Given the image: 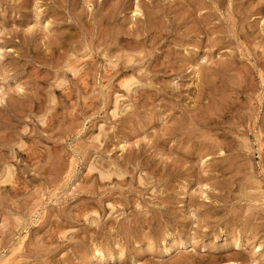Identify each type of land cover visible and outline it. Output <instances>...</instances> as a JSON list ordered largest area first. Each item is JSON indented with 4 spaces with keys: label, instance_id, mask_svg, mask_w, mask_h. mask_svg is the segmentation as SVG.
Instances as JSON below:
<instances>
[{
    "label": "rangeland",
    "instance_id": "1",
    "mask_svg": "<svg viewBox=\"0 0 264 264\" xmlns=\"http://www.w3.org/2000/svg\"><path fill=\"white\" fill-rule=\"evenodd\" d=\"M0 264H264V0H0Z\"/></svg>",
    "mask_w": 264,
    "mask_h": 264
},
{
    "label": "bare ground",
    "instance_id": "2",
    "mask_svg": "<svg viewBox=\"0 0 264 264\" xmlns=\"http://www.w3.org/2000/svg\"><path fill=\"white\" fill-rule=\"evenodd\" d=\"M111 44V43H110ZM120 59V58H119ZM124 59V58H123ZM117 60H118V58H117ZM121 62H123V61H121ZM124 63V62H123ZM170 66V65H169ZM230 69V68H229ZM76 67H72V68H70V71L71 72H73V73H75L76 72ZM134 71V70H133ZM126 80V79H125ZM131 80V79H130ZM126 81H128V80H126ZM129 82V81H128ZM222 89V88H221ZM228 94V93H227ZM114 111V110H113ZM115 113V112H114ZM10 168V167H9ZM10 171V170H9ZM117 174V173H116ZM9 175V174H8ZM10 176V175H9ZM98 252V251H97ZM100 253V252H99ZM102 254V253H101ZM103 255V254H102ZM102 257V256H101Z\"/></svg>",
    "mask_w": 264,
    "mask_h": 264
}]
</instances>
